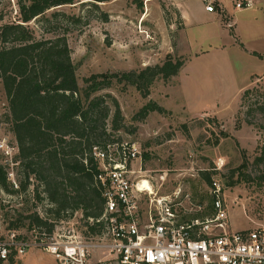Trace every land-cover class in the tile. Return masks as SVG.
<instances>
[{
	"label": "rangeland",
	"instance_id": "obj_1",
	"mask_svg": "<svg viewBox=\"0 0 264 264\" xmlns=\"http://www.w3.org/2000/svg\"><path fill=\"white\" fill-rule=\"evenodd\" d=\"M146 1L75 0L50 9L48 16L54 11L61 13L50 22L33 20L29 25L38 38L66 36L80 85L93 74L140 70L162 63L169 54L182 56L185 64L179 73L169 80L158 78L147 97L124 81L115 80L100 90L98 93L105 95L110 105L106 128L115 138L136 144L141 157L135 168L141 169L155 188L163 184L160 193L170 192L181 183L197 199L210 204V183L201 174L208 171L212 180L224 186L230 230L264 225V179L260 178L264 175V120L257 110L259 102L264 101V60L247 54L240 41L221 37L213 23L187 25L183 30L177 19L170 32L168 20L177 14L168 4L170 0H164L168 4L167 12L163 10L167 19L157 16L162 0L147 3L153 15L144 19L140 12ZM189 1L197 9L199 20L209 18L201 10V0ZM18 11L17 0H0V24L15 21ZM105 13L107 20H103ZM179 35L184 38L182 49L172 53ZM108 95L120 105L119 129L113 128L115 107ZM150 101L165 111L154 110L142 117L139 112ZM6 102L0 81L1 113L6 110ZM232 172L238 182L229 186L224 174ZM164 175L166 180L162 182ZM19 200L17 195L0 190L3 232L6 212L19 207ZM37 208L42 211L43 206ZM81 217V212H76L71 219L59 221L56 230L80 231ZM19 231L30 234L24 228ZM13 264L58 262L53 255L32 249L14 257Z\"/></svg>",
	"mask_w": 264,
	"mask_h": 264
},
{
	"label": "trees",
	"instance_id": "obj_2",
	"mask_svg": "<svg viewBox=\"0 0 264 264\" xmlns=\"http://www.w3.org/2000/svg\"><path fill=\"white\" fill-rule=\"evenodd\" d=\"M74 2L17 0L18 18L0 24V81L7 101L0 122L8 123L20 148L18 189L11 186L6 172L0 169V190L21 199L19 207L6 212V229L24 228L30 232L37 227L52 234L59 221L81 212L83 235L101 232L102 224L97 219L104 212L105 197L93 149L120 139L106 128L110 105L106 96L98 92L117 80L135 85L147 97L158 78L169 80L185 64L182 56L169 54L162 63L122 73L93 74L80 85L66 36L38 38L29 25L33 20L50 22L61 15L59 11L46 15L50 9ZM107 19L108 14H103V20ZM177 45L175 41L174 48ZM108 97L115 107L113 128L119 129V102L111 95ZM259 103L257 110L264 120V101ZM154 110L165 111L157 102L150 101L139 114L145 117ZM201 174L211 184V173ZM224 177L229 186L238 182L233 172ZM260 178L264 179V175ZM40 205L42 211L37 208ZM13 258L5 264H13ZM0 264H4L2 259Z\"/></svg>",
	"mask_w": 264,
	"mask_h": 264
},
{
	"label": "built area",
	"instance_id": "obj_3",
	"mask_svg": "<svg viewBox=\"0 0 264 264\" xmlns=\"http://www.w3.org/2000/svg\"><path fill=\"white\" fill-rule=\"evenodd\" d=\"M206 9L215 11L210 0ZM253 5L242 0L236 7ZM1 114V112H0ZM105 207L97 219L102 230L84 236L81 231L50 234L34 227L30 234L0 226V259L23 256L40 249L58 264H264V225L232 231L224 200V186L212 180L211 203L178 184L160 193L141 169L135 168L140 150L124 140L95 146ZM20 148L6 122H0V169L14 189L19 188ZM162 182L166 175L161 176ZM148 181L149 185H145ZM58 228V227H57Z\"/></svg>",
	"mask_w": 264,
	"mask_h": 264
},
{
	"label": "crops",
	"instance_id": "obj_4",
	"mask_svg": "<svg viewBox=\"0 0 264 264\" xmlns=\"http://www.w3.org/2000/svg\"><path fill=\"white\" fill-rule=\"evenodd\" d=\"M117 2L112 0L111 2ZM152 0L145 2L141 15H144V19H149L153 15V10L150 6H146ZM201 0V10L209 16L206 20H199V14L195 9L194 4H190L189 0H170V3L175 11H177L176 17L170 16V32H173L174 24L176 20H180V26L186 28L187 25H202L206 22L213 23L214 29L218 34L223 37H229L230 40L240 41L243 49L247 54L253 57L264 60V0H252L253 5L250 7L238 8L236 3L242 0H210L215 6L216 11L210 12L206 9V3ZM162 6L159 7L158 18H163L165 15L166 5L168 4L162 0ZM144 9V11H143ZM164 10V11H163ZM162 16V17H161ZM157 18V19H158ZM163 20V19H162ZM191 23V24H190ZM185 30V29H183ZM183 35H179L178 45L176 48L182 49ZM234 41H229L230 44ZM173 49L172 53L175 51ZM263 71V70H262Z\"/></svg>",
	"mask_w": 264,
	"mask_h": 264
},
{
	"label": "bare ground",
	"instance_id": "obj_5",
	"mask_svg": "<svg viewBox=\"0 0 264 264\" xmlns=\"http://www.w3.org/2000/svg\"><path fill=\"white\" fill-rule=\"evenodd\" d=\"M144 184H145V185H149L148 181H144Z\"/></svg>",
	"mask_w": 264,
	"mask_h": 264
}]
</instances>
